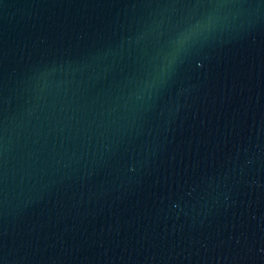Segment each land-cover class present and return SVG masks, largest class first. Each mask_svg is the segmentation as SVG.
I'll use <instances>...</instances> for the list:
<instances>
[{
	"label": "water",
	"instance_id": "1",
	"mask_svg": "<svg viewBox=\"0 0 264 264\" xmlns=\"http://www.w3.org/2000/svg\"><path fill=\"white\" fill-rule=\"evenodd\" d=\"M0 264H264V0H0Z\"/></svg>",
	"mask_w": 264,
	"mask_h": 264
}]
</instances>
